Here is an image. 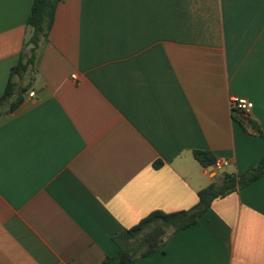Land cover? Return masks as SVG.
Masks as SVG:
<instances>
[{
	"label": "crops",
	"instance_id": "obj_1",
	"mask_svg": "<svg viewBox=\"0 0 264 264\" xmlns=\"http://www.w3.org/2000/svg\"><path fill=\"white\" fill-rule=\"evenodd\" d=\"M34 1L0 0V99ZM31 91L0 117V264H102L264 159V0H61ZM165 241L134 264H264V176Z\"/></svg>",
	"mask_w": 264,
	"mask_h": 264
},
{
	"label": "trees",
	"instance_id": "obj_2",
	"mask_svg": "<svg viewBox=\"0 0 264 264\" xmlns=\"http://www.w3.org/2000/svg\"><path fill=\"white\" fill-rule=\"evenodd\" d=\"M61 0H35L28 16L27 25L31 36L25 41L19 64L12 70L7 90L0 99V117L15 112L25 101L33 88L34 77L55 20L57 7ZM23 89L25 94L19 95ZM4 111V112H3ZM255 129L261 135L258 127ZM196 159L202 166L214 165V156L205 151H196ZM264 176V159L242 175L225 173L220 182H214L199 192L198 204L186 211L165 213L155 211L145 217L138 225L123 230L115 237L120 248L119 254L106 257L102 264H134L136 260L160 250L170 234L186 230L198 223L218 198L246 187Z\"/></svg>",
	"mask_w": 264,
	"mask_h": 264
},
{
	"label": "built area",
	"instance_id": "obj_3",
	"mask_svg": "<svg viewBox=\"0 0 264 264\" xmlns=\"http://www.w3.org/2000/svg\"><path fill=\"white\" fill-rule=\"evenodd\" d=\"M73 78L76 79V76ZM28 97L30 100H34L36 98L35 91H31ZM231 106L233 111L241 113L244 117L250 116L254 109V103L242 97H232ZM227 165L228 163L222 159H217L214 163V167L218 170L224 169Z\"/></svg>",
	"mask_w": 264,
	"mask_h": 264
},
{
	"label": "water",
	"instance_id": "obj_4",
	"mask_svg": "<svg viewBox=\"0 0 264 264\" xmlns=\"http://www.w3.org/2000/svg\"><path fill=\"white\" fill-rule=\"evenodd\" d=\"M26 92H27V90L26 89H23L21 92H19V95L25 94Z\"/></svg>",
	"mask_w": 264,
	"mask_h": 264
}]
</instances>
